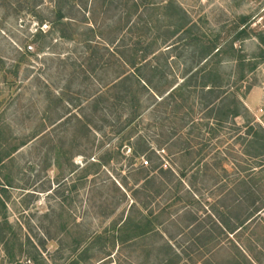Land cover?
<instances>
[{
  "label": "trees",
  "instance_id": "1",
  "mask_svg": "<svg viewBox=\"0 0 264 264\" xmlns=\"http://www.w3.org/2000/svg\"><path fill=\"white\" fill-rule=\"evenodd\" d=\"M48 13L49 28L44 31L39 27L35 35L55 34L69 42V57L55 58L58 63L69 66V83L58 91L45 88L43 117L17 143L9 126L0 123V246L5 256L12 258V248L17 241L7 216L5 199L8 188L13 186L10 176L2 172L5 160L12 162L13 154L30 141L47 138L52 164L60 170L61 159L69 162L71 191L89 183L88 193L92 192L96 186L94 175L103 163H108L113 156L120 159L122 147L129 151L128 163L121 169V180L117 185L111 183L122 198L130 202L126 213L122 212L102 233L109 234L111 247L117 246L116 253L132 247L138 240H150L147 253L154 254L150 264H261L259 257L263 250L252 226L254 221L262 220L259 214L264 209V198L260 191L264 181L260 184L261 181L255 179L254 170L236 178L237 188L250 199L249 206L243 205V199L230 209L227 205L204 204L189 191L185 181L200 172L208 155L203 152L206 144L222 124L245 111L241 98L251 85L242 86L245 62L240 55L235 56L234 43L230 42L226 50L216 39H208L175 0H52ZM239 18L238 37L246 35V16ZM106 20L111 23L105 24ZM44 22L42 18L40 24ZM123 32L126 35L119 36ZM169 39L173 41L167 44ZM179 45L182 52L173 54L172 50ZM46 48L48 46L41 45L36 51L44 52ZM224 54L241 66L235 81L231 73L225 75L220 68ZM170 60L177 61V69L183 72L181 77L172 75ZM13 62L11 68L16 73L19 60ZM251 64L252 70L256 64ZM109 73L113 74L111 78ZM78 79L77 86H72ZM241 87L245 88L243 93L238 92ZM197 89L200 94L197 103L206 110L203 118L191 117L193 109L186 106ZM161 106L168 107L173 122L176 119L174 131L167 130L169 135L162 132L166 111L165 116L152 113ZM185 107L187 111H182ZM151 120L160 131L152 134ZM179 120L184 121L181 126L176 124ZM185 126L189 136L198 131L197 136L203 141L199 149L195 147L199 143L192 138L185 140V146L180 145V129ZM233 126L241 153L261 163L264 126L251 122L243 126L233 123ZM101 131L104 136L117 137L114 150L105 152V160H89L95 135ZM66 145H69L68 159L65 158ZM168 145L175 147L174 150ZM75 155L86 158L80 167L73 162ZM170 155H179L177 159L193 156V159L189 165L181 166L168 160ZM92 167H96V171L91 173ZM257 167L260 170L262 166L257 164ZM185 193L188 198L183 196ZM187 201L202 206L201 218L186 205ZM185 216L188 222L182 225ZM247 231H253L251 238L243 236ZM102 234L92 239L101 238ZM242 239L252 242L253 246L245 245ZM222 252L225 260L220 261L218 254ZM76 258L69 264L76 263Z\"/></svg>",
  "mask_w": 264,
  "mask_h": 264
},
{
  "label": "rangeland",
  "instance_id": "2",
  "mask_svg": "<svg viewBox=\"0 0 264 264\" xmlns=\"http://www.w3.org/2000/svg\"><path fill=\"white\" fill-rule=\"evenodd\" d=\"M175 2L208 39H216V43L221 44L226 50L230 42L234 43V48L237 50L235 56L240 55L245 62L243 68L245 78L242 86L251 85L247 91L244 87L238 91L239 93L245 91L241 98L245 111L222 124L217 134L206 144L203 152L208 155L203 161V166L200 167V172L195 177H187L186 184L189 186V191H193L204 204L209 202L218 206L227 205L230 209L232 205L243 199V205L249 206L250 199L244 197L241 188H237L236 178L254 170L255 179L263 184L264 158L261 163H256L241 153L240 140L233 131V123L236 126H243L251 122L264 126V0H175ZM51 4L52 0H0V123L9 126L12 136L17 139L14 140L15 143L34 129L43 117L45 88L58 91L60 87L69 83V66L67 67L66 63H58L55 59L63 55L69 57L71 49L69 42L57 38L55 34L35 35L39 27L44 31L49 28L47 16L50 14L48 12ZM240 16H246V35L238 37L237 32L241 28ZM42 18L45 22L40 24ZM168 20L164 19V21ZM108 22L106 20L105 24ZM120 35L125 36L126 33H119ZM172 41L173 39H169L167 44ZM41 45L48 48L44 52L36 51ZM172 51L173 54L178 55L182 52V47L179 45ZM74 55L76 56V53ZM160 58L162 62V57ZM222 59L224 61L220 68L225 75L231 73L235 81L241 66L231 62L230 55L224 54ZM15 60H19L16 73L11 68ZM170 62L172 75L181 77L183 72L177 69L175 63L177 61L170 60ZM251 63L256 64L252 70ZM112 75L109 73L108 77L111 78ZM78 81L79 79L72 86H77ZM199 95L197 89L187 102L186 106L193 109L191 117L203 118L206 114V110H202L201 105L197 103ZM167 108L161 106L152 113L165 116L163 112L166 111L167 118L162 132L169 135L167 130L171 128L169 131H174L176 119L173 122ZM182 111H187V107ZM145 115L150 117L148 113ZM150 122L152 134L160 131L157 123L152 120ZM210 122L213 123L212 120ZM180 123L183 124L184 121L176 122L181 126ZM210 127L212 128V125ZM180 130L181 146L186 145L185 140L188 138L199 143L196 145L193 142L196 149L202 146L203 141L197 136V130L190 136L187 135V126ZM50 131L51 129L48 132ZM103 133L104 131H101L95 135V145L87 159L105 160V152L114 150L117 137L114 138L110 134L104 136ZM46 141L47 138L32 140L13 154L12 162L5 160L6 167L2 172L10 176L13 186L8 188L5 199L7 216L17 241L12 248L11 259L5 256L0 246V264H69L70 260L76 257L77 262L73 264H150L154 259V254L147 253L151 245L150 240H138L132 244V247L116 253L117 246L111 247L109 234L107 232L102 234L113 220L120 218L122 212L126 213L130 202L129 199L124 200L111 183L113 181L117 185V181L121 180L123 174L121 169L128 163L129 151L122 147L119 151L122 155L120 159L113 156L108 163H103L104 165L94 175L96 186L92 192L88 193L89 183L78 186L77 191H71L69 162L61 159L62 167L58 170L52 164V153L48 151L50 145ZM64 148L68 151L65 155L68 159L69 145ZM168 148L174 150L175 147L168 145ZM178 156L170 155L168 160L182 166V164L189 165L193 157L190 156L189 159V156H184L177 159ZM84 161L86 158L80 155L74 156L75 165L80 167ZM257 164H261L260 170ZM95 169L96 167L90 168V172H95ZM186 171L188 175L191 174L190 168ZM184 189L188 190L185 186ZM183 196L188 198L186 193ZM260 196L264 198V186ZM185 203L192 208L191 210L197 212L200 218L202 217L200 204L188 201ZM263 210L259 214L262 220L254 221L252 226L260 249L263 250L260 253L262 256L259 257L261 264H264ZM187 222L185 216L181 224ZM170 232L174 230L170 229ZM252 232L247 231L243 236L251 238ZM98 234H102L101 238L92 239ZM242 241L245 245L253 246L252 242H247L245 239ZM172 242H179V238L176 242L172 239ZM218 256L220 261L225 260L224 252L219 253ZM11 261L13 263H10Z\"/></svg>",
  "mask_w": 264,
  "mask_h": 264
}]
</instances>
